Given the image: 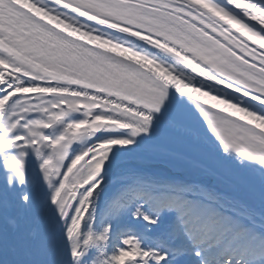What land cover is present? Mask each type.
Wrapping results in <instances>:
<instances>
[{
    "label": "snow or ice",
    "instance_id": "obj_1",
    "mask_svg": "<svg viewBox=\"0 0 264 264\" xmlns=\"http://www.w3.org/2000/svg\"><path fill=\"white\" fill-rule=\"evenodd\" d=\"M49 2L54 9L40 0H0V166L11 173L6 182L11 186L14 177L26 184L30 150L51 189L49 203L73 264L114 233L120 244L100 264H167L166 253L146 250L135 233L119 230L118 204L99 234L91 230L106 164L117 165L112 149L132 140L97 137L75 154L72 145L104 131L147 132L174 89L200 109L226 150L264 164V114L238 102L264 109V6L255 0ZM72 113L83 119L69 121ZM19 201L23 216L33 200L24 192ZM131 219L156 223L139 207Z\"/></svg>",
    "mask_w": 264,
    "mask_h": 264
},
{
    "label": "bare ground",
    "instance_id": "obj_2",
    "mask_svg": "<svg viewBox=\"0 0 264 264\" xmlns=\"http://www.w3.org/2000/svg\"><path fill=\"white\" fill-rule=\"evenodd\" d=\"M255 2L261 5L257 0ZM40 3L54 9L49 0H40ZM227 98L235 99V94H228ZM238 102L241 106L264 114V109L253 102ZM80 119H83L82 113H73L68 117L69 121ZM152 121L159 127L151 124L147 132L136 136H132L130 129L104 131L91 140L72 145V154H75L95 143L97 137L104 141L116 138L132 140L125 148L116 146L112 149L110 159L117 161V165L109 168L106 164L102 190H98L94 200L95 212L91 228L94 233L102 231L103 219L113 200L125 189H129L133 181L153 184L170 179H174L171 180L174 187L178 186L185 192L192 190L205 199H214L217 203L238 208L240 213L248 216L247 220L264 229L263 165H258L254 160L240 156L231 149L226 150L217 138L193 127L185 119L171 115L168 110L162 109L161 113L154 114ZM180 136L196 140L204 149L183 141ZM158 152L176 155L175 163L168 158L153 155ZM4 158L0 157V163ZM39 164L40 161L36 159L26 177L23 190L31 195L32 207L22 216L18 201L19 212L10 223V246L6 258L0 264H53L55 259L60 264L63 259L67 244L55 208L49 203L51 189L42 179ZM3 170L0 166V173ZM42 197L44 202L39 205L38 200ZM87 230L86 226L82 229ZM105 249L106 245L89 248L79 264H100L103 257L99 253ZM67 264H73L72 260L68 259Z\"/></svg>",
    "mask_w": 264,
    "mask_h": 264
},
{
    "label": "rangeland",
    "instance_id": "obj_3",
    "mask_svg": "<svg viewBox=\"0 0 264 264\" xmlns=\"http://www.w3.org/2000/svg\"><path fill=\"white\" fill-rule=\"evenodd\" d=\"M123 218H124V217H123ZM123 223H124V219H122V220L120 221V224H123ZM114 239H115V238H114ZM113 241H114V240H113ZM113 246H114V245H113V243H112V245L110 246V251H112V252L114 251V249H113ZM110 251H109V252H107V253H106V252H104V254H105V255H104V256H102V257H104V258H105V256H107L108 254H110V253H111ZM100 255H101V253H100Z\"/></svg>",
    "mask_w": 264,
    "mask_h": 264
}]
</instances>
